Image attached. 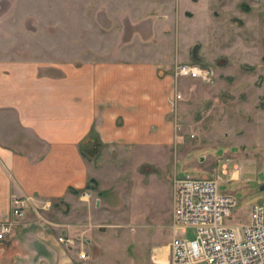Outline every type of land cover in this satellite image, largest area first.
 I'll use <instances>...</instances> for the list:
<instances>
[{
  "label": "crops",
  "instance_id": "obj_1",
  "mask_svg": "<svg viewBox=\"0 0 264 264\" xmlns=\"http://www.w3.org/2000/svg\"><path fill=\"white\" fill-rule=\"evenodd\" d=\"M187 1L200 5L202 0ZM207 11L208 17L217 19L211 28L227 15L230 27L246 31L264 14V0H214ZM135 36L117 38L100 53L85 55L79 64L55 62L42 69L33 60L0 58V222L10 217L12 197L32 199L12 232L0 240V264H90L93 260L101 264L100 254L91 256L89 236L100 235L91 221L99 223L108 202L119 198L129 206L131 219L139 221L140 212L131 207L132 188L138 178L145 183L150 173H157L159 157L170 153L173 99L169 49L160 54L136 43ZM117 149L126 150L130 163H135L123 197L120 192L108 195L117 171L103 165ZM162 167L158 173L165 179L161 199L166 211L147 232L165 228L167 238L150 236L149 264L167 263V243L173 234L171 180L177 174L164 163ZM45 201L64 205L66 212L55 207V216L46 217L40 212ZM140 222L139 228L149 223ZM83 234L80 251L85 257L80 258L77 248L82 243L74 237ZM60 235L69 236L76 245L59 243ZM93 244L101 246L99 241Z\"/></svg>",
  "mask_w": 264,
  "mask_h": 264
},
{
  "label": "rangeland",
  "instance_id": "obj_2",
  "mask_svg": "<svg viewBox=\"0 0 264 264\" xmlns=\"http://www.w3.org/2000/svg\"><path fill=\"white\" fill-rule=\"evenodd\" d=\"M211 1L193 5L187 0H0V58L33 60L42 69L55 62L79 64L85 55L100 53L108 43L132 35L136 43L160 54L169 49L173 137L170 153L159 157L157 170L163 171L164 163L178 176L217 175L219 191L236 199L230 222L237 223L245 219L252 203L264 199V189H259L264 183V14L246 31L230 27L227 15L211 28L217 22L207 14ZM180 64L201 69L204 77L176 76L174 69ZM126 156V150H114L103 164L117 171L109 196L120 192L123 197L135 164ZM158 172L148 179L146 175L145 183L141 178L134 181L131 207L140 212L139 221L131 219L123 198L108 202L99 223L91 221L100 233L89 236L91 256L100 254L101 264H149L150 236L166 240L165 228L147 232L166 211L161 199L165 179ZM61 205L50 203L40 212L53 218L55 207L66 212ZM140 221L149 223L139 228ZM85 235L74 237L82 243L79 252L84 250Z\"/></svg>",
  "mask_w": 264,
  "mask_h": 264
},
{
  "label": "built area",
  "instance_id": "obj_3",
  "mask_svg": "<svg viewBox=\"0 0 264 264\" xmlns=\"http://www.w3.org/2000/svg\"><path fill=\"white\" fill-rule=\"evenodd\" d=\"M174 74L204 77L201 69L184 64L177 65ZM220 182L217 175L172 178L173 234L166 264H264V199L249 206L244 220L231 223L236 199L219 191ZM31 202L30 197H12L10 217L0 222V240L12 232ZM49 205L45 201L40 207ZM57 241L72 242L62 235ZM78 256L84 258L85 253Z\"/></svg>",
  "mask_w": 264,
  "mask_h": 264
},
{
  "label": "water",
  "instance_id": "obj_4",
  "mask_svg": "<svg viewBox=\"0 0 264 264\" xmlns=\"http://www.w3.org/2000/svg\"><path fill=\"white\" fill-rule=\"evenodd\" d=\"M259 189H264V183L259 186Z\"/></svg>",
  "mask_w": 264,
  "mask_h": 264
}]
</instances>
